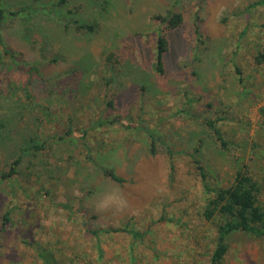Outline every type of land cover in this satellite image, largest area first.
Here are the masks:
<instances>
[{
	"label": "rangeland",
	"instance_id": "374dc122",
	"mask_svg": "<svg viewBox=\"0 0 264 264\" xmlns=\"http://www.w3.org/2000/svg\"><path fill=\"white\" fill-rule=\"evenodd\" d=\"M258 1L0 0L7 10L33 7L0 29V173L32 140L43 146L0 177V264H42L38 247L58 264H208L216 232L201 218L194 148L211 187L245 168L264 181V66L254 61L264 6L250 7ZM168 11L182 16L179 27L155 19ZM67 21L99 28L83 34ZM159 33L168 43L162 75ZM29 67L44 80L33 78L26 98ZM46 79L59 84L53 93ZM105 188L124 195L122 212L95 211ZM229 244L225 264H264V238L238 233Z\"/></svg>",
	"mask_w": 264,
	"mask_h": 264
},
{
	"label": "trees",
	"instance_id": "16d2710c",
	"mask_svg": "<svg viewBox=\"0 0 264 264\" xmlns=\"http://www.w3.org/2000/svg\"><path fill=\"white\" fill-rule=\"evenodd\" d=\"M63 2H65V0H59L56 5L60 6ZM102 5L105 6L106 2H103ZM256 6H264V0L255 2L251 4L250 7ZM32 8V6H24L19 7L15 10H7L4 9L0 3V29L3 26L5 16L8 15L10 17L17 18L22 13L31 11ZM76 8L78 10L80 9L79 6H77ZM69 11L70 14L75 13V10ZM155 19L160 20V23L165 26L166 30L175 29L182 24V16L172 11H168L165 16H157ZM70 26H73L75 31L83 34H94L99 28V24L97 22H94L93 24H79L77 21L65 22V28H69ZM195 34L200 37V33L198 30H195ZM42 47V49H44L42 51L46 52L49 51V48L51 46L47 40H43ZM167 51V40L161 33H159L156 40L154 68L155 71L161 75L164 73V57ZM4 53L10 54L7 50H5ZM11 57H13L12 53ZM60 60L62 59L54 57L50 61L52 63H55L59 62ZM110 61L111 60L108 57L107 63ZM254 61L256 65L264 66V50L258 51L257 55L254 57ZM26 71L29 78L27 79L26 83L24 82L23 91L26 95V98H30L31 94L29 91V86L31 85L32 79H44L42 78L40 69H38L37 67H29ZM46 80L45 83L47 92L53 93V89L50 85L58 86L59 84H55L52 81L50 83V80ZM103 123V121H100L98 125L101 126L103 125ZM209 124L216 136L219 137L218 130L212 127V123ZM85 136L86 133H82L80 135V139L84 140ZM59 139H62V137H60ZM153 139L154 138L152 136V147L155 145ZM199 146L197 145L194 148L195 154L199 151ZM42 149V145H37L32 140L30 144L21 148L20 154L17 155L14 160L10 163L9 172L0 173V177L2 179H10V177L16 173V166H18V164L22 160V156L24 153H29L31 151H39ZM153 151L154 148H152L151 153ZM167 151L170 155H173V151L171 149L168 148ZM195 154H193L194 163L196 164L197 170H199V175L201 177L202 184L204 187V194L206 195V198L204 199L201 207V218L205 222L214 225L216 232L214 248L212 249L209 255L208 264H225V258L229 252L230 247L229 239L232 235L240 233L256 239L264 238V181L252 174V172H250L248 168H245L240 169L235 173L233 181L228 186L211 187L208 184L207 173L205 172L204 168L199 165L200 162L195 158ZM90 160L92 161L94 167L98 171H100L104 176L108 177L112 181L118 183L122 182V180L117 177L112 170L98 165L91 157ZM9 221L10 218L8 216V213L4 214L3 222L6 224ZM117 231L120 230H114V232ZM105 232L109 231L106 230ZM92 235L95 236L98 242V258L101 259L103 256V251L99 246V232L94 231L92 232ZM35 254L42 264H58L55 255L46 248H36Z\"/></svg>",
	"mask_w": 264,
	"mask_h": 264
},
{
	"label": "clouds",
	"instance_id": "9594fccd",
	"mask_svg": "<svg viewBox=\"0 0 264 264\" xmlns=\"http://www.w3.org/2000/svg\"><path fill=\"white\" fill-rule=\"evenodd\" d=\"M103 193V194H102ZM127 206V200L118 189L105 188L98 192L94 207L97 213L122 212Z\"/></svg>",
	"mask_w": 264,
	"mask_h": 264
}]
</instances>
